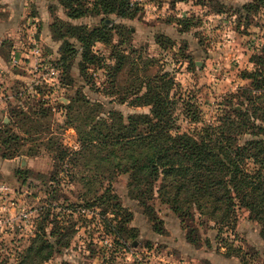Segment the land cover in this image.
Returning <instances> with one entry per match:
<instances>
[{"label":"rangeland","instance_id":"rangeland-1","mask_svg":"<svg viewBox=\"0 0 264 264\" xmlns=\"http://www.w3.org/2000/svg\"><path fill=\"white\" fill-rule=\"evenodd\" d=\"M251 1L130 0L138 8L132 18L115 14L70 18L58 0H0V76L6 98L5 116L0 115V156L19 146L12 158L21 160L12 174L0 178L10 187L0 202L34 211L30 228L0 234V264H27L24 254L37 235L54 246L41 264H264L261 225L247 210L239 209L234 227L224 228L217 237L214 222L195 209L186 215L175 213L155 191L141 199L147 195L139 194L127 174L95 178L94 171H87L93 179L88 182L80 180L77 166L63 165L69 174L54 173L57 161L45 145L51 136L64 146L78 147L64 107L77 94L98 102L102 116L109 110L124 118L148 114L149 106L134 97L145 92L138 84L143 76L156 72L175 80L169 93L174 102L173 133L196 134L231 113L238 102L244 110L245 97L237 96L249 80L241 73L253 70L251 57L264 43V6L247 11ZM104 19L112 20L105 27L112 36L107 43L91 45L95 58L81 71L82 43L66 33V26L92 29L102 27ZM60 33L66 35L68 51L63 52V39L55 37ZM119 52L128 56L111 76ZM11 110L23 114L16 119ZM258 114L256 122L264 126V110ZM6 132L20 136L10 149L2 142ZM30 136L37 139L28 140ZM29 147L32 154L26 153ZM21 169L31 171L23 184L24 176L16 172ZM108 185L110 191L105 192ZM89 191H97L102 199L95 200ZM147 206L153 207L152 213ZM191 227L198 231L196 244L187 239Z\"/></svg>","mask_w":264,"mask_h":264},{"label":"trees","instance_id":"trees-1","mask_svg":"<svg viewBox=\"0 0 264 264\" xmlns=\"http://www.w3.org/2000/svg\"><path fill=\"white\" fill-rule=\"evenodd\" d=\"M58 1L70 18L109 14L132 18L138 9L130 0ZM262 6L264 0H252L247 5V11H257ZM110 22L111 19H104L102 27L92 29L66 26V33L82 43L81 71L86 68L83 64L92 63L95 58L90 51L91 45L110 40L112 34L105 29ZM65 36L63 33L55 34L57 39H63V52L71 49L67 47ZM260 49L251 57L253 70L241 73L249 80V86L241 88L237 96H244L250 108L247 106L243 110L238 102L232 106L231 113L219 116L216 123L205 124L196 134L172 132L175 128L172 116L174 102L169 93L175 80L166 72L143 76L138 83L143 85L145 92L136 94L134 100L139 99L143 105L149 106L148 114H131L124 118L119 111L109 110L106 116H102L98 102L91 103L77 94L64 107L66 123L76 131L78 147L64 146L53 141L51 136L45 142L51 158L57 161L54 173L64 171L69 174V169L63 165L77 166L78 171L81 169L80 180L88 182L93 179L89 180L87 171H94L95 178L104 173L127 174L131 184L139 189V194L147 195L141 199H146L155 191L175 213L186 215L195 209L199 215L214 222L217 237L224 228L234 227L236 214L242 208L248 211L251 219L259 222V234L264 239V126L256 122L259 118L256 115L264 110V43ZM127 56L123 52L116 55L111 76H116ZM134 87L132 85L130 90ZM261 88L263 92L257 94L256 91ZM11 112L16 119L23 114L17 110ZM34 120L38 122L36 118ZM7 132L2 142L10 149L12 143L18 144L20 136ZM24 133H30V129ZM245 135L249 138L241 140ZM17 148L10 154L1 152V157L12 158ZM31 151L29 147L26 153L32 154ZM58 168L62 170L57 171ZM16 172L24 176L23 184L29 179L31 171L21 169ZM108 191L109 185L105 189V192ZM91 192L95 200L102 199L97 191ZM146 210L152 213L153 207L147 206ZM151 220L156 221V216L152 215ZM192 233H198L196 227L189 228L187 234V239L196 244L199 239L196 235L193 238ZM42 239L41 235H37L35 244L26 249L23 261L27 264H41L52 255L54 246ZM62 239L59 238L60 241Z\"/></svg>","mask_w":264,"mask_h":264},{"label":"built area","instance_id":"built-area-1","mask_svg":"<svg viewBox=\"0 0 264 264\" xmlns=\"http://www.w3.org/2000/svg\"><path fill=\"white\" fill-rule=\"evenodd\" d=\"M17 60H13V64H16ZM35 70L38 69L39 64L34 62ZM5 93L3 88V79L0 76V106L5 103ZM10 192V187L6 183L0 180V200L6 196ZM91 210L82 209V212H87V214ZM34 211L25 208L23 205H14L12 203L6 204L0 202V234L6 230H12L19 228L22 230L23 228L27 230L31 227L30 221H32Z\"/></svg>","mask_w":264,"mask_h":264},{"label":"crops","instance_id":"crops-1","mask_svg":"<svg viewBox=\"0 0 264 264\" xmlns=\"http://www.w3.org/2000/svg\"><path fill=\"white\" fill-rule=\"evenodd\" d=\"M18 77L21 78L23 76H18ZM0 115L5 116V109L3 108V106H0ZM20 164H21L20 159L17 158L7 159V158H2L0 156V178L12 174ZM0 180L4 182L2 179Z\"/></svg>","mask_w":264,"mask_h":264}]
</instances>
